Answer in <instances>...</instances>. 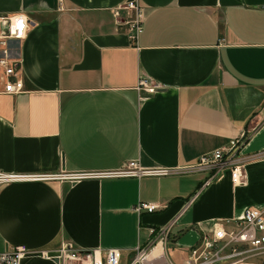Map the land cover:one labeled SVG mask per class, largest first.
Here are the masks:
<instances>
[{
	"label": "crops",
	"instance_id": "obj_1",
	"mask_svg": "<svg viewBox=\"0 0 264 264\" xmlns=\"http://www.w3.org/2000/svg\"><path fill=\"white\" fill-rule=\"evenodd\" d=\"M125 1L0 0V16L27 24L10 42L23 91L0 93V172L168 171L1 184L0 252L24 246L18 264H56L40 252L65 243L127 260L146 228L167 226L166 256L183 264L214 222L264 207V0H136L134 43L129 12L113 14ZM234 140L242 184L182 171ZM137 202L157 210L138 215Z\"/></svg>",
	"mask_w": 264,
	"mask_h": 264
},
{
	"label": "built area",
	"instance_id": "obj_2",
	"mask_svg": "<svg viewBox=\"0 0 264 264\" xmlns=\"http://www.w3.org/2000/svg\"><path fill=\"white\" fill-rule=\"evenodd\" d=\"M118 10L129 12L124 25L130 41L134 43L144 20L143 9L136 0H126L114 11L116 18ZM26 27V20L22 15L0 16V93L15 95L23 91L19 60L13 55L14 49L10 47V42L21 40L25 35ZM137 90L150 95L156 92L157 86L148 79H140ZM241 143L242 140H234L225 149H215L204 154L193 165L182 171L204 174L202 186L222 178L226 171L231 183L240 185L243 181V164L239 157ZM166 174H168L167 170H141L135 162L129 161L120 169L97 173L15 175L0 172V185L12 181H76L84 177L131 178ZM133 210L138 215L150 214L157 210V206L153 203L137 202ZM169 228V226L146 228V238L143 241L137 240L126 264H172L166 256ZM157 244L160 246V256L149 258ZM26 252L24 246H14L10 250L0 252V264H18ZM263 253L264 207H246L239 218L233 221L214 222L209 234L200 236L198 242L188 249L183 264H241L246 258ZM40 254L55 260L56 264H120L122 259V253L116 248L103 251L78 250L69 243L60 246L52 255L47 252H40Z\"/></svg>",
	"mask_w": 264,
	"mask_h": 264
},
{
	"label": "rangeland",
	"instance_id": "obj_3",
	"mask_svg": "<svg viewBox=\"0 0 264 264\" xmlns=\"http://www.w3.org/2000/svg\"><path fill=\"white\" fill-rule=\"evenodd\" d=\"M140 238L141 239H139V240L143 241L144 236L141 235ZM126 261L127 260H124L122 258L120 264H126ZM241 264H264V253L263 254L252 255V256L246 258L245 260H243Z\"/></svg>",
	"mask_w": 264,
	"mask_h": 264
},
{
	"label": "bare ground",
	"instance_id": "obj_4",
	"mask_svg": "<svg viewBox=\"0 0 264 264\" xmlns=\"http://www.w3.org/2000/svg\"><path fill=\"white\" fill-rule=\"evenodd\" d=\"M161 250H160V246L157 244L151 251L150 255H149V258H155V257H158L160 256V253Z\"/></svg>",
	"mask_w": 264,
	"mask_h": 264
},
{
	"label": "trees",
	"instance_id": "obj_5",
	"mask_svg": "<svg viewBox=\"0 0 264 264\" xmlns=\"http://www.w3.org/2000/svg\"><path fill=\"white\" fill-rule=\"evenodd\" d=\"M244 140H245V138H244Z\"/></svg>",
	"mask_w": 264,
	"mask_h": 264
}]
</instances>
